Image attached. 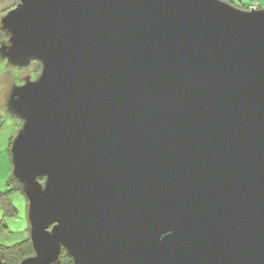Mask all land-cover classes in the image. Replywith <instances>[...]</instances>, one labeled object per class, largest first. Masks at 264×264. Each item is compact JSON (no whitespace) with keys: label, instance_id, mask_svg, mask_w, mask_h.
Wrapping results in <instances>:
<instances>
[{"label":"water","instance_id":"obj_1","mask_svg":"<svg viewBox=\"0 0 264 264\" xmlns=\"http://www.w3.org/2000/svg\"><path fill=\"white\" fill-rule=\"evenodd\" d=\"M16 5L3 55L42 65L7 97L34 249L20 264L63 248L74 264H264V9Z\"/></svg>","mask_w":264,"mask_h":264},{"label":"rangeland","instance_id":"obj_2","mask_svg":"<svg viewBox=\"0 0 264 264\" xmlns=\"http://www.w3.org/2000/svg\"><path fill=\"white\" fill-rule=\"evenodd\" d=\"M18 0H11L10 8L6 9L4 14L0 16L2 18L17 5ZM229 4L238 7L240 9H251L250 3L254 6L258 3L252 0H224ZM256 1V0H254ZM261 7L264 9V0H261ZM254 8V7H253ZM12 60V59H11ZM37 61L36 59H28L22 62H11L9 57L3 55V51L0 47V91L2 96L9 97L19 89L23 88L28 81H34L38 78L37 75ZM29 79V80H28ZM1 96V94H0ZM7 106V102H5ZM0 110H4L0 106ZM15 118V119H12ZM4 129L9 130L11 122L18 123L15 125L13 134L14 137L22 126V119L19 117H11L4 119ZM3 120V121H4ZM0 133V139L1 135ZM9 146V140L6 141L2 148L0 147V191L6 192V196L9 198L12 205L16 207V212L6 211L4 208V202L0 197V222L3 227L0 229V244L12 245L23 239L30 237V221H29V199L20 190L13 189L18 181L12 175V154ZM6 148V150H5ZM11 182H10V180Z\"/></svg>","mask_w":264,"mask_h":264},{"label":"trees","instance_id":"obj_3","mask_svg":"<svg viewBox=\"0 0 264 264\" xmlns=\"http://www.w3.org/2000/svg\"><path fill=\"white\" fill-rule=\"evenodd\" d=\"M260 3H261V0H260ZM6 41H7V36L4 33V31L0 28V46ZM36 69L38 71L37 75L39 76L41 69H42V65L40 62H37ZM13 116L18 117L14 114ZM12 141H13V138L10 140V144H9L10 148H11ZM12 187H14L12 188V190L17 189V190L22 191L20 183H16V185ZM0 197L2 198L4 202V208L6 211L16 212L17 209L14 205L11 204L9 198L6 196V192L0 191ZM0 224L2 223L0 222ZM2 227L3 225H0V229ZM32 254H34V249H33L30 237L23 239L22 241H19L12 245L0 244V264H20V262L24 258ZM55 264H74V260L69 254V252L66 250V248H63L59 256V259L57 260Z\"/></svg>","mask_w":264,"mask_h":264},{"label":"crops","instance_id":"obj_4","mask_svg":"<svg viewBox=\"0 0 264 264\" xmlns=\"http://www.w3.org/2000/svg\"><path fill=\"white\" fill-rule=\"evenodd\" d=\"M10 2H11V0H0V16L2 14H4L6 9L10 8V6H11ZM0 28H1V21H0ZM2 93H5V92L0 91V94H1V96H0V106L2 108H4V110H0V133H2L1 134L2 136H1V139H0V147L1 148H2V145H4L6 143L7 140H9V144H10V140L14 136V135H12L14 127H15L16 124H18V123H13V121H12L11 122L12 127L10 126L8 131H7L6 128L4 129L3 124L6 121L4 119L8 118L9 116H11V117H14V116H13L12 112L8 108V104H7V106L5 104V102H7V96H2ZM12 119H15V118H12ZM5 150H6V148H5Z\"/></svg>","mask_w":264,"mask_h":264},{"label":"clouds","instance_id":"obj_5","mask_svg":"<svg viewBox=\"0 0 264 264\" xmlns=\"http://www.w3.org/2000/svg\"><path fill=\"white\" fill-rule=\"evenodd\" d=\"M253 2H256L258 3L257 6H254L253 3L251 2L250 5H251V9H263V8H260L261 7V4H260V0H252ZM254 7V8H253ZM244 10H249L248 8L244 9ZM13 114V113H12ZM14 138V136L12 137Z\"/></svg>","mask_w":264,"mask_h":264},{"label":"flooded vegetation","instance_id":"obj_6","mask_svg":"<svg viewBox=\"0 0 264 264\" xmlns=\"http://www.w3.org/2000/svg\"><path fill=\"white\" fill-rule=\"evenodd\" d=\"M37 62H39V61H37Z\"/></svg>","mask_w":264,"mask_h":264}]
</instances>
